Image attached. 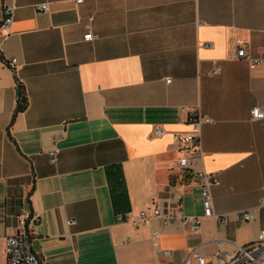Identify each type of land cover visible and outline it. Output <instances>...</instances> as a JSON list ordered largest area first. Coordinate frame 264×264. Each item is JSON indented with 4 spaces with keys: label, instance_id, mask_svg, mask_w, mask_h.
Wrapping results in <instances>:
<instances>
[{
    "label": "crops",
    "instance_id": "obj_1",
    "mask_svg": "<svg viewBox=\"0 0 264 264\" xmlns=\"http://www.w3.org/2000/svg\"><path fill=\"white\" fill-rule=\"evenodd\" d=\"M4 3L16 13L0 30V264L17 178L33 179L19 193L31 194L25 209L44 264H197L195 250L217 264L218 239L259 238L264 210L251 222L232 218L219 234L206 219L199 236L179 220L130 219L157 208L204 215L200 181L180 169L174 141L192 131L185 108L211 120L195 170L221 182L215 213L260 208L264 120L252 111H264V0H0V25ZM240 49L260 64L239 60ZM19 83L28 108L14 120Z\"/></svg>",
    "mask_w": 264,
    "mask_h": 264
},
{
    "label": "built area",
    "instance_id": "obj_2",
    "mask_svg": "<svg viewBox=\"0 0 264 264\" xmlns=\"http://www.w3.org/2000/svg\"><path fill=\"white\" fill-rule=\"evenodd\" d=\"M5 1V0H3ZM84 0H78V3H83ZM40 12H49V5L43 4L38 7ZM4 17L0 25L1 29H10L15 19L16 7L13 4L4 3L3 6ZM93 34L85 37L86 42L94 41ZM1 53V51H0ZM239 60L248 62L252 68L260 64L259 60H255L245 50L240 49L237 52ZM17 61L12 60L8 66L12 69L16 68ZM216 64V63H215ZM220 69L216 66L213 71L214 75H218ZM188 114V123L192 127V131L187 134H176L174 137L175 143L180 147L181 153L184 155L179 161V167L182 171H192L195 177L200 181L202 188V203L204 209L203 217L190 216L184 213L183 210H170L167 214H163L160 209L146 210L140 213L130 221L137 225L151 221L153 218H161L165 226H170L174 220L183 222L189 228L192 236H199L202 231L204 220H211L217 225L218 234L220 229L228 224L232 218L238 222H251L258 216L259 210H264V198L261 201L259 209H253L243 212L234 213L233 216L217 215L214 210L212 190L214 187L220 186L221 182L217 175L208 173H198L195 170V163L205 156L202 149V128L211 120L205 116L201 109L185 108ZM252 119L254 121L264 120V111L261 108H255L252 111ZM158 134H162L160 129H157ZM52 163H58L59 150L55 149L50 153ZM32 213L30 210L24 209L17 226L14 227V232L6 238V264H44L45 257L43 253H38L34 249L33 234L30 229ZM74 224V223H73ZM158 234L156 233L155 236ZM213 244L217 245V264H264V225L259 235V238L248 244L239 245L228 241L218 239ZM207 244L201 246L205 248ZM227 246L228 248H225ZM158 254L166 259L173 257L171 251H159ZM190 258L197 264H209L210 256L195 250L191 253ZM160 264H169L161 262Z\"/></svg>",
    "mask_w": 264,
    "mask_h": 264
},
{
    "label": "trees",
    "instance_id": "obj_3",
    "mask_svg": "<svg viewBox=\"0 0 264 264\" xmlns=\"http://www.w3.org/2000/svg\"><path fill=\"white\" fill-rule=\"evenodd\" d=\"M18 91L19 101L18 107L15 112L14 120L20 113L25 112L28 108V99L26 96V91L21 83H19L18 85ZM27 181H33V179L17 178L9 180V196L7 200L8 224H14V226H17L19 223V218L26 205H31V194L28 196L27 199H24L23 195L19 193L21 186H23Z\"/></svg>",
    "mask_w": 264,
    "mask_h": 264
}]
</instances>
